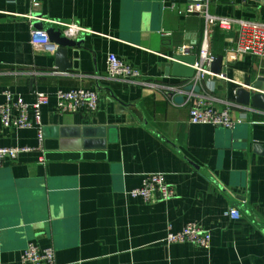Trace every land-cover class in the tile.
Instances as JSON below:
<instances>
[{
    "label": "crops",
    "instance_id": "0c3cea01",
    "mask_svg": "<svg viewBox=\"0 0 264 264\" xmlns=\"http://www.w3.org/2000/svg\"><path fill=\"white\" fill-rule=\"evenodd\" d=\"M184 11L180 0H0V104L6 90L28 104L36 91L50 95L43 153L35 129L0 130V147L35 149L0 164V264H20L30 242L53 247L57 264H264V111L234 101L237 88L264 78V59L228 62L236 30L219 28L227 79L207 75L200 95L184 92L190 82L166 75L168 58L183 47L197 55L205 30L201 15ZM209 11L264 22V0H210ZM34 20L60 22L62 63L59 45L31 44ZM110 54L150 85L109 80ZM77 88L98 93L96 112L58 111L55 92ZM200 97L229 107L236 127L191 124ZM154 173L175 197L132 198ZM230 208L241 219L230 220ZM192 222L211 232L210 249L165 243Z\"/></svg>",
    "mask_w": 264,
    "mask_h": 264
},
{
    "label": "built area",
    "instance_id": "2783aa9c",
    "mask_svg": "<svg viewBox=\"0 0 264 264\" xmlns=\"http://www.w3.org/2000/svg\"><path fill=\"white\" fill-rule=\"evenodd\" d=\"M180 1L185 5L184 12L186 14H199L205 20L204 40L194 66L197 72L192 79L194 84H201L206 80L207 75H213L210 72V67L216 57L210 53L208 44L209 32L213 27H219L222 31L227 32L232 31L234 28L236 30L237 40L235 45L227 51L228 62H237L240 57L245 55L264 59V22L238 20L213 15L209 11L210 0ZM243 1L252 3L255 0ZM69 28H74V26ZM76 28L79 30L77 26ZM36 31L31 30V44L35 49L44 50L51 48L52 43L47 33ZM162 35L170 36L171 33L162 32ZM186 50L188 48L183 47L179 50V53L184 54ZM107 76L111 81L150 85L145 81L144 75L140 70L125 63L114 54H110L107 59ZM1 95L4 97V102L0 104V130L35 129L38 138L37 150L43 153L42 110L49 104L50 95L36 91L33 104L26 103L24 99L15 96L8 90L1 92ZM54 95L57 100L58 111L62 114L76 113L81 110L93 113L99 107V95L91 89H59ZM205 98L200 97L196 101V105L190 110V123L193 125L222 127L229 130L234 129L237 121L232 117L230 108L216 109L212 104L205 102ZM34 150L27 146L0 147V164L6 161H16L21 154ZM41 161L45 162L43 156ZM129 195L134 199L142 200L144 203H150L154 197H157L160 201H169L175 197V191L166 181L164 174L154 173L147 174L143 178L141 186L131 190ZM226 215L233 221L241 219L240 211L235 208H230ZM211 241V232L195 222L186 224L179 232H169L165 238L167 245L189 243L206 250L210 249ZM20 264H57L56 250L51 246L41 248L35 242H30L21 255Z\"/></svg>",
    "mask_w": 264,
    "mask_h": 264
},
{
    "label": "water",
    "instance_id": "95a60500",
    "mask_svg": "<svg viewBox=\"0 0 264 264\" xmlns=\"http://www.w3.org/2000/svg\"><path fill=\"white\" fill-rule=\"evenodd\" d=\"M35 19H41L42 16L39 14H35L33 16ZM41 20H34L33 26L38 29V31H44L47 33L48 38L51 43L59 45L61 47L58 55V59L62 60L65 58L66 52H64L65 47L68 43V38L64 33L61 32L58 21L52 20L48 25H45V22ZM36 21V22H35ZM43 29V30H40ZM170 62L167 64L166 75L172 76L175 78H180L186 81H189L190 84L184 88V92H193L195 94L200 95L202 91V87L200 84H194L192 79L197 74L194 69L197 55L191 53L190 50H186L184 54L177 53L170 57ZM225 68V60L222 55L215 58L210 67V72L218 77H222L223 79H227V77L223 74ZM264 78H258L251 86L239 87L234 92V101L237 105L245 108L255 109L264 111ZM257 90H261L263 93L258 92ZM174 101L177 104H184L185 97L184 95H178L174 97ZM103 135L100 137H104Z\"/></svg>",
    "mask_w": 264,
    "mask_h": 264
},
{
    "label": "trees",
    "instance_id": "16d2710c",
    "mask_svg": "<svg viewBox=\"0 0 264 264\" xmlns=\"http://www.w3.org/2000/svg\"><path fill=\"white\" fill-rule=\"evenodd\" d=\"M224 37L225 35L219 30V27H216L214 30V49H212V55L218 57L220 56V53L224 51Z\"/></svg>",
    "mask_w": 264,
    "mask_h": 264
}]
</instances>
